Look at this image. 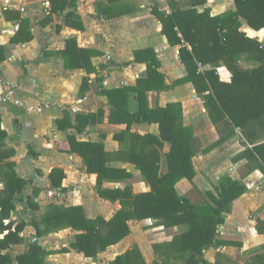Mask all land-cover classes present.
I'll list each match as a JSON object with an SVG mask.
<instances>
[{"label": "crops", "instance_id": "1", "mask_svg": "<svg viewBox=\"0 0 264 264\" xmlns=\"http://www.w3.org/2000/svg\"><path fill=\"white\" fill-rule=\"evenodd\" d=\"M71 1L66 0L65 7L53 11L51 0H0V194L7 179L15 178L24 182L13 200L14 208L8 219L4 220L5 224L13 223L12 230L18 222H24L18 234L23 240L11 245V264H15L17 254L28 251L32 242L44 250L42 264H109L116 255L133 245L137 246L146 264H163L161 257L154 252L153 245L168 242L186 229L185 225L167 228L156 225L151 219H132L128 221L130 233L127 236L99 252L96 257L88 258L70 247L75 240L76 230L64 228L46 231L41 221L47 206L51 204L80 205L86 217L102 216L105 219H109L121 207L118 200L99 196L96 174L87 172L81 156L69 151L68 135L78 141L101 143L104 151L111 156L106 165L129 172L130 176L122 181L104 180V187L123 188L128 185L134 193L150 190L149 183L142 178L141 171L134 163L115 158L120 147L116 134L124 130L126 125L108 121L113 104L100 92L101 88L133 86L138 79L147 76L146 62L133 59V52L142 49L155 52L159 61L157 71L164 75V83L169 86L148 91L147 106L154 108L168 103L180 104L181 124L191 127L199 143L197 153L192 157L196 171L192 181L199 191L203 195L208 191L216 193V190H211L210 181L216 185L224 175L248 186L232 202L225 222L218 229L221 239L237 241L242 245L207 248L204 250L207 264H235L234 261L252 264V257L264 252V249L242 261H238L231 250L240 248L243 251L263 241L264 235L258 234L254 225L256 219L264 220V209L254 217L238 218L235 216L236 205L248 195L249 182L244 179L253 172L264 178V173L260 169L249 170L246 159H232L245 146H251L239 128L236 129L237 135L205 151L219 137L204 105V94L207 92L197 93L189 81L172 85L187 75L186 67L179 57L181 45L169 43L162 33L161 22L153 12L158 10L166 18L176 10L190 9L192 3L199 0H74V5ZM204 8H208L210 15L214 16L234 10L235 4L233 0H205L197 9L201 11ZM67 12L77 15L82 29L67 23ZM240 21V30L264 48V28L255 30L245 20ZM72 37H75L78 47L99 52L91 57L95 71L87 73L85 69L65 67L60 51L66 40ZM183 45L191 49L185 41ZM239 63L243 67L254 65L244 55ZM210 67L205 65L200 69ZM215 70L220 81L230 82L231 71L223 63L216 66ZM83 79H86L88 88L80 94ZM99 109L104 112L98 116L95 124L80 126V129L74 127L78 124L77 114L97 112ZM127 109L131 113L138 109L134 92L129 94ZM63 117L66 118L65 124L59 127L58 120ZM130 131L155 136L160 133L158 123L146 121H133ZM237 143L241 145L240 150L231 156V162L239 163L238 178L221 174L210 176L209 181L202 172L204 169L206 175L210 173L206 162L216 161V158L211 160L216 153L234 147ZM169 148L170 143L163 142L160 172L166 170L163 154ZM53 169H60L64 174L60 187L54 185L50 178ZM188 182L187 178H182L176 183L179 195L184 196L179 190L180 184ZM246 207L242 205V210L246 211ZM242 225H248L249 236L243 231L245 228ZM157 230L173 232V236L161 240L150 238ZM7 233L8 229L0 231V239ZM240 233V238H236ZM63 248L69 251H61ZM0 253H5V250L0 249ZM217 256L218 262H215Z\"/></svg>", "mask_w": 264, "mask_h": 264}, {"label": "trees", "instance_id": "2", "mask_svg": "<svg viewBox=\"0 0 264 264\" xmlns=\"http://www.w3.org/2000/svg\"><path fill=\"white\" fill-rule=\"evenodd\" d=\"M234 10L210 15L208 8L198 11V5L205 0L193 2L185 11L176 10L173 15L164 17L163 13L153 10L162 24V33L171 45L180 44L179 57L185 65L187 75L177 79L172 85L192 82L197 93L204 94V105L209 117L216 126L219 137L205 151L211 150L222 142L237 135L239 128L243 138L251 144L245 146L232 159H246L249 170L260 169L264 173V48L255 39L240 30L243 19L253 29L264 28V0H233ZM52 10L63 8L66 0H51ZM74 5V0L71 1ZM67 23L82 29L77 15L67 12ZM179 33L181 35H179ZM184 41L191 46L188 49ZM66 68L85 69L87 73L95 71L91 57L99 54L93 49L77 46L75 37L65 42L60 51ZM245 58L254 63L253 67H243L239 60ZM135 61H145L148 74L140 78L133 86L124 85L116 88H101L113 104L108 114L111 123H124L126 128L116 134L120 143L117 159L130 161L141 171L142 178L150 185V190L134 193L130 186L107 188L104 180L122 181L130 174L125 169L106 165L111 156L104 151L99 142L78 141L68 135L69 151L78 153L87 172L96 174L97 192L100 197L118 200L120 208L109 218L102 216L89 218L84 215L80 205H48L42 223L46 231H58L64 228L76 230L75 240L70 247L85 257L94 258L108 246L116 244L130 233L128 221L132 219H151L156 225L173 227L185 225L186 229L176 234L168 242L155 243L154 252L161 257L163 264H207L204 250L217 245L242 244L220 238L219 226L225 222L232 202L246 190L247 184L230 176H221L215 185L216 193L208 191L211 200L194 202L177 193L175 185L182 178L192 180L196 171L192 157L197 153L198 141L189 126L181 124V109L178 103L149 108L147 92L166 89L164 75L157 71L159 61L152 49L133 52ZM223 63L231 71L230 82L220 81L216 76V66ZM211 65L208 69L201 66ZM88 88L83 79L80 94ZM135 93L138 109L129 112L128 98ZM103 110L77 114V129L80 126L95 124ZM66 118L58 120L62 127ZM133 121L156 122L159 136L138 134L130 131ZM71 126V124H68ZM163 142L170 143L168 152L164 153L166 170L160 172ZM56 175L58 178L56 179ZM63 173L53 169L50 173L54 185L60 187ZM23 180L9 178L5 181L0 194V231L8 233L0 239V264H11V245L20 243L18 236L24 222H18L12 230V222L4 223L14 208L13 200L23 186ZM37 224V223H36ZM38 228V226H37ZM255 231L264 235V220L256 219ZM61 251H69L63 248ZM44 250L32 242L28 251L16 255L15 264H42ZM220 256V254H218ZM218 256L215 262H218ZM252 264H264V252L252 257ZM109 264H146L139 249L133 245L130 249L116 255Z\"/></svg>", "mask_w": 264, "mask_h": 264}, {"label": "rangeland", "instance_id": "3", "mask_svg": "<svg viewBox=\"0 0 264 264\" xmlns=\"http://www.w3.org/2000/svg\"><path fill=\"white\" fill-rule=\"evenodd\" d=\"M240 143L234 147H228L227 149L223 150L220 153H216L211 160L215 159L216 161L210 162L209 160L206 162V166L208 167V175H206L204 172V169H202L203 174L205 177L210 178V176L215 177L216 175H221V174H231L233 177L238 178L239 174V163L234 164L231 162V156L234 155L238 150H240ZM210 174V175H209ZM246 182H249V189H248V195L246 199H242V201H238V204L236 205V213L235 216L238 218H248V217H254L258 212L263 211L264 209V178L260 177L259 174L253 172L248 175L245 179ZM210 181V180H209ZM210 187L212 188L211 190H215V185L213 182L210 181ZM179 190L184 195L187 197L189 200L194 201V202H201V201H208L211 202L208 194L203 195L195 183H193L192 180H189L188 183H182L179 186ZM247 204V207H246ZM252 204L255 206L253 207ZM242 205H245L247 208L246 211L242 210ZM258 206V207H257ZM253 207V208H252ZM254 208H256L254 210ZM248 210V211H247ZM241 226V225H240ZM243 228H245L247 235L249 236V227L248 225H242ZM249 230V231H247ZM152 239L154 240H161L165 238H171L173 236V232H163L160 230L154 231L152 233ZM241 233L238 234V237L240 238ZM149 237V236H148ZM245 237V235H243ZM264 249V239L261 243L257 244L255 247H250L249 249H244L243 251L238 248L235 250H231L233 252V255L237 258L238 261H242V259H247L251 258L255 252L262 251ZM229 250V252H231ZM232 255V256H233ZM235 264H238L237 261H234Z\"/></svg>", "mask_w": 264, "mask_h": 264}, {"label": "built area", "instance_id": "4", "mask_svg": "<svg viewBox=\"0 0 264 264\" xmlns=\"http://www.w3.org/2000/svg\"><path fill=\"white\" fill-rule=\"evenodd\" d=\"M6 2H8V0H6Z\"/></svg>", "mask_w": 264, "mask_h": 264}]
</instances>
